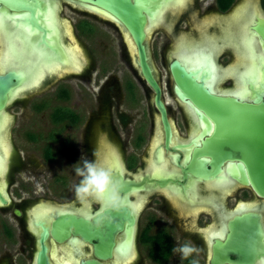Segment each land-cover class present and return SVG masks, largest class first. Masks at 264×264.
I'll use <instances>...</instances> for the list:
<instances>
[{
  "label": "flooded vegetation",
  "instance_id": "flooded-vegetation-1",
  "mask_svg": "<svg viewBox=\"0 0 264 264\" xmlns=\"http://www.w3.org/2000/svg\"><path fill=\"white\" fill-rule=\"evenodd\" d=\"M130 2L158 93L104 0H0V76L18 78L0 110V264H190L172 251L185 241L199 264H264V195L248 177L264 150V0ZM87 42L120 78L77 108L69 78L86 87L87 57L103 54ZM81 157L120 182L119 212L76 202Z\"/></svg>",
  "mask_w": 264,
  "mask_h": 264
},
{
  "label": "clouds",
  "instance_id": "clouds-1",
  "mask_svg": "<svg viewBox=\"0 0 264 264\" xmlns=\"http://www.w3.org/2000/svg\"><path fill=\"white\" fill-rule=\"evenodd\" d=\"M82 165L75 167V173L80 177L74 186L75 200L81 206L91 209L92 203L100 205L101 210L119 212L126 205V197L122 195V185L114 178L111 170L106 169L100 163L81 157ZM37 192H43V186L37 182ZM92 219L90 214L86 217ZM203 231V230H201ZM223 239V236L220 237ZM179 254L182 261H190V264H199L198 258L201 248L192 241H185L172 249ZM192 258V259H190Z\"/></svg>",
  "mask_w": 264,
  "mask_h": 264
},
{
  "label": "water",
  "instance_id": "water-1",
  "mask_svg": "<svg viewBox=\"0 0 264 264\" xmlns=\"http://www.w3.org/2000/svg\"><path fill=\"white\" fill-rule=\"evenodd\" d=\"M108 5L107 8L112 12L115 18L122 24V26L129 32L133 37L135 45L138 49V59L139 67L141 68L142 74L145 77L146 81L156 90L158 93V87L154 82L149 66L146 62V54L142 44L144 33H143V24L144 19L140 12L138 4H132L130 0H104ZM56 38V35H55ZM57 39V38H56ZM172 67L179 68L176 64ZM17 76L14 74H6L5 76H0V110L4 108L6 102V92L13 85V81H17ZM261 155L257 156V166L248 171V177L253 186L258 192L264 195V150ZM1 200V197H0ZM4 202L3 200H1ZM39 264H45V261L41 259Z\"/></svg>",
  "mask_w": 264,
  "mask_h": 264
},
{
  "label": "rangeland",
  "instance_id": "rangeland-1",
  "mask_svg": "<svg viewBox=\"0 0 264 264\" xmlns=\"http://www.w3.org/2000/svg\"><path fill=\"white\" fill-rule=\"evenodd\" d=\"M86 45H87L86 48L88 49V51H91L90 49L97 47V49H95V50H97V53L98 52L99 53H103V54H101V57H100L99 55H97L96 53L93 52L94 53V57L98 56L99 58H101L103 60L105 55L106 56L109 55V52L106 51V49L104 48L106 46L104 44H102L103 45L102 46L101 44H97V43L94 42L93 47H92L87 42ZM75 46L77 47L78 44L76 43ZM107 59H108V61H111L109 59V57H107ZM102 60L98 59L97 57H96V60L91 58L90 56L87 57V62L85 64L86 69H85L84 72L87 75L86 78L90 79V81H88L89 84H87L86 87L85 86H81V85L84 84V81H82L79 76L78 77L70 76V78H69L70 80L69 81L72 84V90H73L72 91V99H73L74 104L76 105L77 108H82V106H84V103L86 101L93 102V101H95L97 99L96 97L93 96V94H95L96 88H98L97 87L99 85L98 79L100 80V84H101V82H103V80L106 79V78L107 79H110V78L113 79V77H115L117 79L120 78L119 68L115 69L113 67V68L109 69V70H112L113 72L109 71L110 73L104 74V71L102 69H108V68H106V66L104 65ZM89 69H92V70L90 71ZM56 84H54V87L56 86ZM28 109L30 110L29 106H28V108L26 110L29 111ZM24 158H26V156L22 157V159H24ZM30 158H34L33 160L36 159L34 156L30 157Z\"/></svg>",
  "mask_w": 264,
  "mask_h": 264
},
{
  "label": "bare ground",
  "instance_id": "bare-ground-1",
  "mask_svg": "<svg viewBox=\"0 0 264 264\" xmlns=\"http://www.w3.org/2000/svg\"><path fill=\"white\" fill-rule=\"evenodd\" d=\"M57 32V31H56ZM73 39V38H72ZM70 47V46H69ZM63 49H64V47H63ZM10 51V50H9ZM66 51V50H65ZM65 57H67V59L69 60V65L71 66V70L72 71H74V72H76V71H79L80 69H81V66H82V63H81V55H80V52H79V50L77 49V47L75 46V45H72L71 46V48H70V52L68 53V54H66V56ZM205 57V56H204ZM23 58V57H22ZM47 59V58H46ZM67 59H66V61H67ZM15 60H17V59H15ZM8 61V60H7ZM24 61V60H23ZM17 63V62H16ZM50 64H52L51 62H49ZM42 64V62H40V59L38 60V62H37V64L34 66V68H33V70H34V72L37 70V65H39L38 66V69L40 68V65ZM68 64V63H67ZM46 65V64H45ZM68 65V66H69ZM51 66V65H50ZM59 66V65H58ZM49 67V66H48ZM56 67V66H55ZM55 67H53V68H55ZM60 67V66H59ZM32 70V71H33ZM30 71V70H29ZM28 71V72H29ZM36 73H37V71H36ZM43 73V72H42ZM26 74V73H25ZM24 74V75H25ZM32 76H30L29 74H28V76H27V78H31ZM33 77H34V75H33ZM43 77V76H42ZM25 79V78H24ZM25 81H27L26 79H25ZM24 82V81H23ZM36 82V81H35ZM34 82V83H35ZM24 84V83H23ZM6 120V119H5ZM3 121V119L1 120V116H0V130L1 131H3L2 130V127H3V125H4V122H2ZM6 124V123H5ZM1 133V132H0ZM2 145V147H4L5 145L3 144V143H1ZM1 148V147H0ZM5 151V155H6V152L8 151H6V150H4ZM5 158V157H4ZM4 169H5V159L4 160H0V176L3 174V172H4Z\"/></svg>",
  "mask_w": 264,
  "mask_h": 264
},
{
  "label": "snow or ice",
  "instance_id": "snow-or-ice-1",
  "mask_svg": "<svg viewBox=\"0 0 264 264\" xmlns=\"http://www.w3.org/2000/svg\"><path fill=\"white\" fill-rule=\"evenodd\" d=\"M2 26H3V25H2V21H0V28H2Z\"/></svg>",
  "mask_w": 264,
  "mask_h": 264
}]
</instances>
